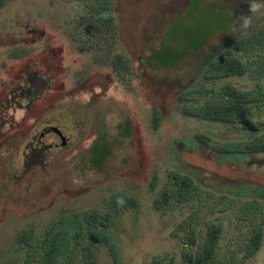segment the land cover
Listing matches in <instances>:
<instances>
[{
  "label": "rangeland",
  "instance_id": "rangeland-1",
  "mask_svg": "<svg viewBox=\"0 0 264 264\" xmlns=\"http://www.w3.org/2000/svg\"><path fill=\"white\" fill-rule=\"evenodd\" d=\"M98 1L6 0L0 8V264H43L39 244L53 220L110 214L115 195L131 199L109 219L115 252L101 230L73 246V227L52 264H206L214 225L222 233L209 264H264V153L224 154L196 140L223 148L264 138V107L249 108L236 125L181 112L222 105L225 86L264 85V36L233 50L264 31V8L250 11L264 0H109L110 26L101 24ZM82 21L88 30H76ZM14 50L30 56L11 60ZM228 53L245 73L205 80L207 65ZM247 121L258 130H246ZM171 173L193 180L188 201L177 200ZM165 188L171 200L156 210ZM249 201L260 212L246 218ZM256 226L262 246L244 258ZM30 229L33 240L18 245Z\"/></svg>",
  "mask_w": 264,
  "mask_h": 264
},
{
  "label": "trees",
  "instance_id": "trees-1",
  "mask_svg": "<svg viewBox=\"0 0 264 264\" xmlns=\"http://www.w3.org/2000/svg\"><path fill=\"white\" fill-rule=\"evenodd\" d=\"M63 1H72V0H63ZM6 0H0V8L5 3ZM98 8L101 12L100 21L102 22V26L106 25L110 26L112 21L111 15V8H110V1L109 0H99L98 1ZM83 20V16H82ZM89 24L79 23L76 25V30L83 29L84 31L88 30ZM108 27H106L107 29ZM264 36V31H260L257 34L252 36L243 38L239 40L237 43L234 44L233 50L234 51H242L246 47H249L254 44H258L261 42ZM30 56V52H20L17 50L12 51L10 59L11 60H18V59H25L26 57ZM246 71L245 65L238 59L237 57L233 56L231 53L226 54L225 56L217 59L215 61H211L204 71L203 78L205 80H216V79H223V78H231V77H239L242 76ZM79 81V80H78ZM81 81H79L80 83ZM221 93L225 96V101L220 106H207L204 108H190V107H183L181 112L184 116L189 118H195L203 121H212V122H220L224 124L236 125L238 123H242L240 116L246 112L249 108H254L259 110L261 107H264V85L257 83L255 89L251 92H242L239 91L231 86H225L221 89ZM187 95L182 96L181 98L184 101H187ZM158 117L154 120L155 124L157 125ZM246 123V130L248 131H257V127L254 126L251 122L247 121ZM196 140L205 147L210 149H216L218 152L224 154H246V155H254V154H262L264 153V138H256L253 140L242 141L236 144L228 145L227 147L223 148H216L213 146V142L204 136L197 135ZM44 149V148H43ZM48 150V149H47ZM171 184L170 187L173 188V192H176V198L179 202L188 201L197 190L193 180L183 174L179 173H171L168 175L167 178ZM155 180L151 182V187H154ZM169 187V188H170ZM169 188H165L162 190L159 197L154 201L153 206L156 210H161L171 200V192ZM123 199L125 203L123 205H118L117 200ZM221 199H225L222 197ZM131 203L130 198H122L120 195H115L110 202V209L112 212L110 214H106L105 216L100 215L99 213H84V214H73V215H66L60 218L53 220L46 228L40 244V259L43 260V264H52L56 259V254L60 245L66 239L68 233L70 232V228L75 230L71 237L76 236L74 238V245H76L77 241L83 236H87L91 240H96L95 231L101 230L103 233L100 236V241L102 244H109L110 251L112 253L115 252L117 247L115 245L110 244L111 241V234L107 233L109 231V224H110V217L112 214H117L121 210V206H125ZM229 203V202H228ZM226 209V205L224 206ZM245 209L248 210L250 213L249 216L246 218H251L255 214L260 212V206L255 201H249L245 204ZM223 210V209H222ZM182 227V223L179 225L178 231ZM69 229V230H68ZM68 231V233L66 232ZM222 233V227L220 225H214L208 231V240H207V247L203 251V262L209 264L212 259V251L217 245L219 241V237ZM34 230L30 229L27 232L21 234L16 242L18 245H27L29 241L33 240L34 238ZM194 233L190 232L186 235V240L189 243H192L194 240ZM262 228L261 226H256L252 230L251 237L246 245V251L244 253V258H251L255 256L261 246H262ZM77 240V241H76ZM71 243V241H69ZM71 246V244H70ZM83 250V254H87L90 248ZM90 254L84 256V260L87 261L86 258H90Z\"/></svg>",
  "mask_w": 264,
  "mask_h": 264
},
{
  "label": "clouds",
  "instance_id": "clouds-1",
  "mask_svg": "<svg viewBox=\"0 0 264 264\" xmlns=\"http://www.w3.org/2000/svg\"><path fill=\"white\" fill-rule=\"evenodd\" d=\"M261 8H264V5H261V4L255 3V2L250 4V11L253 13L259 12ZM251 22L252 21H251L250 17L244 18L243 27L248 28L251 25ZM124 203H125V201L123 199L117 200L118 205H123Z\"/></svg>",
  "mask_w": 264,
  "mask_h": 264
},
{
  "label": "water",
  "instance_id": "water-1",
  "mask_svg": "<svg viewBox=\"0 0 264 264\" xmlns=\"http://www.w3.org/2000/svg\"><path fill=\"white\" fill-rule=\"evenodd\" d=\"M40 82V81H39ZM41 83H43V82H41ZM43 84H47V83H43ZM35 88H37V84H36V86H35ZM35 93H36V91H35ZM66 144V142L65 141H62V143H61V146H64ZM52 145H49V147H51Z\"/></svg>",
  "mask_w": 264,
  "mask_h": 264
}]
</instances>
